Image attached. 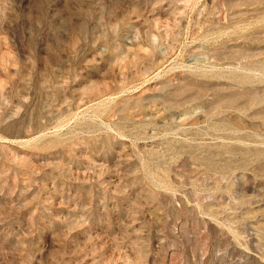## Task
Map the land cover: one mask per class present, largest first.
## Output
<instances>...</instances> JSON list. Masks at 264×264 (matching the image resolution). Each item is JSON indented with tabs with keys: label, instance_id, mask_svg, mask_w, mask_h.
<instances>
[{
	"label": "rangeland",
	"instance_id": "obj_1",
	"mask_svg": "<svg viewBox=\"0 0 264 264\" xmlns=\"http://www.w3.org/2000/svg\"><path fill=\"white\" fill-rule=\"evenodd\" d=\"M0 264H264V0H0Z\"/></svg>",
	"mask_w": 264,
	"mask_h": 264
}]
</instances>
